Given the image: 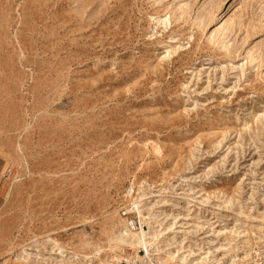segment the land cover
I'll list each match as a JSON object with an SVG mask.
<instances>
[{"label":"rangeland","instance_id":"obj_1","mask_svg":"<svg viewBox=\"0 0 264 264\" xmlns=\"http://www.w3.org/2000/svg\"><path fill=\"white\" fill-rule=\"evenodd\" d=\"M149 224L160 264H264V0H0V264Z\"/></svg>","mask_w":264,"mask_h":264},{"label":"bare ground","instance_id":"obj_2","mask_svg":"<svg viewBox=\"0 0 264 264\" xmlns=\"http://www.w3.org/2000/svg\"><path fill=\"white\" fill-rule=\"evenodd\" d=\"M125 226L126 229L130 232H135L137 230H130L128 229V226L126 224V219H125ZM142 227V226H141ZM150 228V224L149 225H145L138 234H133L130 240H127L126 238H124V235L122 233L117 234L116 235V241L117 244H128L131 246H137L139 248L145 249L147 252L151 249L153 243H152V238L153 239H159L160 237H162L161 235L163 234L162 232H160L158 229H154L153 233H150L149 231ZM170 230H173V225L171 224L169 226ZM114 229V228H113ZM139 229V228H138ZM162 230V229H161ZM168 244L169 245H173L174 243H177V248L176 250H172L169 252V257L173 260V264H184L187 261H190L192 264H196L198 261H196V259H192V255H194V251H187L185 250V246L183 245L182 241H176L174 236H171L170 238H168ZM52 240V238L50 239ZM111 248V247H110ZM108 249V248H107ZM105 249L103 246L97 244L94 247V257L98 258L99 263L98 264H104L101 260H100V254L104 251L107 250ZM114 249V248H111ZM150 252V251H149ZM148 252V253H149ZM196 255V254H195ZM93 256V255H92ZM138 256V255H136ZM135 257V256H134ZM93 258V257H92ZM133 257H130L128 260H123V259H119L117 261H114L110 264H114L115 262H120V261H127L130 262V260ZM160 264V263H159ZM166 264V263H163Z\"/></svg>","mask_w":264,"mask_h":264},{"label":"built area","instance_id":"obj_3","mask_svg":"<svg viewBox=\"0 0 264 264\" xmlns=\"http://www.w3.org/2000/svg\"><path fill=\"white\" fill-rule=\"evenodd\" d=\"M123 216L126 219L128 229L137 230L141 224V217L136 209L124 210ZM139 255L133 257L130 262L120 261L114 264H159L157 255L152 252H147L145 249L139 250Z\"/></svg>","mask_w":264,"mask_h":264}]
</instances>
